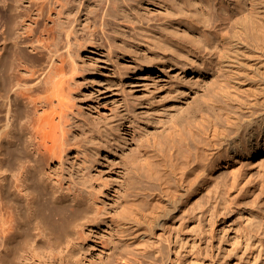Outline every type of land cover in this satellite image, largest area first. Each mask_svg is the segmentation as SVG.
I'll use <instances>...</instances> for the list:
<instances>
[{
  "label": "rangeland",
  "instance_id": "obj_1",
  "mask_svg": "<svg viewBox=\"0 0 264 264\" xmlns=\"http://www.w3.org/2000/svg\"><path fill=\"white\" fill-rule=\"evenodd\" d=\"M27 3L0 0V264H264V84L227 66L264 64V0H62L66 74L43 109L65 138L43 159L42 108L15 95L47 94L14 45Z\"/></svg>",
  "mask_w": 264,
  "mask_h": 264
},
{
  "label": "bare ground",
  "instance_id": "obj_2",
  "mask_svg": "<svg viewBox=\"0 0 264 264\" xmlns=\"http://www.w3.org/2000/svg\"><path fill=\"white\" fill-rule=\"evenodd\" d=\"M62 0H28L27 5H24L22 8L23 18V32L21 34L20 40L14 45L23 50L24 47L30 46L33 47L35 53L27 54L26 59L22 62L24 68L31 73L39 72L42 76L41 80L45 85L46 95L38 98H33L32 94L23 92L22 88L30 87L28 83L18 82V89L15 91V95L22 97L28 104L33 107H41L42 112L30 126V135L31 142L34 145V149L38 158H53L57 156L58 153H61L62 143L64 141V128H63V115L59 114L61 111H53L52 113H46L45 108L49 104H52V97L56 96L57 98V77H59V82L64 83L62 78L65 76L64 63L65 59L57 53V48L54 46V34L53 28L47 26V21H54L53 15L58 16L61 13L62 9ZM264 21V20H263ZM66 42L70 44L69 34L65 36ZM42 59H46L45 65L39 67V64ZM227 66L231 72L239 75H250L259 78L260 83H257L258 86L264 84V64H248L247 66L236 63L235 61L227 62ZM53 107V104L51 105ZM50 106V107H51ZM54 106H57L54 105ZM59 106V105H58ZM57 106V107H58ZM6 114L7 117L10 115L11 110V101L9 99L5 102ZM47 107V106H46ZM56 107V108H57ZM62 107V106H61ZM262 107H264V102ZM62 109V108H61ZM60 109V110H61ZM63 111V110H62ZM58 112V115H57ZM50 113V114H49ZM9 118H6V123L8 124ZM263 118H260L259 122L261 128L263 125ZM263 125V126H262ZM262 136L259 139L253 140L251 134L248 138L249 149L254 151L256 147L260 145L264 147V131H262ZM179 185V191H187L189 186H186L181 179H177ZM177 200L175 197L171 198L168 202V209L171 210L176 206ZM146 222V228H151L155 220L151 216L144 217ZM5 230V229H4ZM86 235V234H85ZM169 253V251H168ZM160 255L156 258H151L150 260H145L138 254L135 257L131 255H121L116 261L112 264H171L170 256Z\"/></svg>",
  "mask_w": 264,
  "mask_h": 264
}]
</instances>
